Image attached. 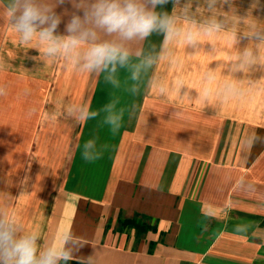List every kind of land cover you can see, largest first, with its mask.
Listing matches in <instances>:
<instances>
[{
	"label": "crops",
	"instance_id": "obj_1",
	"mask_svg": "<svg viewBox=\"0 0 264 264\" xmlns=\"http://www.w3.org/2000/svg\"><path fill=\"white\" fill-rule=\"evenodd\" d=\"M253 3L216 0L209 13L206 0L199 8L194 2L186 22L215 17L225 28L212 42L202 37L198 54L175 45L180 63L162 61L142 73L135 94L125 70L113 85L104 74L31 59L37 50L21 44L0 17V86L7 88L0 96V205L7 193L23 192L14 211L27 230L39 232L40 246L71 230L87 242L80 255H92L93 264H264V143L244 144L252 134L264 137V43L251 39L264 29V0ZM162 42L154 33L142 47L159 51ZM246 49L254 62L240 68ZM209 70L214 91L234 82L243 94L202 105L201 77ZM154 75L184 86L161 96L150 83ZM112 101L122 112L115 134L103 123ZM68 103L99 114L77 122L63 114ZM89 139L108 146L101 158H83ZM241 177L251 190L236 187ZM134 219L149 229L125 224Z\"/></svg>",
	"mask_w": 264,
	"mask_h": 264
},
{
	"label": "clouds",
	"instance_id": "obj_2",
	"mask_svg": "<svg viewBox=\"0 0 264 264\" xmlns=\"http://www.w3.org/2000/svg\"><path fill=\"white\" fill-rule=\"evenodd\" d=\"M194 2L199 8L201 0H0V17L21 44L32 45L30 49L37 50L39 55L31 59L53 64L63 62L65 68L71 66L79 73L104 74L105 80L113 85L118 84V71L125 70L133 82L130 91L135 94L139 91L136 83L142 73L162 61L172 67L180 63L175 45L182 44L191 48L194 55L198 54L202 37H208L212 42L225 28V22L215 17L199 25L186 22L194 12ZM258 2L254 0L252 7L255 8ZM169 3L173 5L170 14L156 11L158 6ZM215 4L216 0H206L209 13ZM67 5H71L70 12ZM61 7L65 10L58 13L57 8ZM62 23L63 33L60 31ZM154 33L163 36L159 51L155 46L145 51L142 42ZM251 39L264 43V29L256 28ZM253 62V52L246 49L239 67ZM215 79L214 70L202 75L204 86L197 98L202 105L216 95L227 102L243 94L234 82H227L223 88L214 91L212 83ZM150 83L161 96L179 93L184 86L183 80L178 78V82L170 87L159 75H154ZM6 95V86H0V96ZM184 98H189L188 92L184 93ZM116 103L112 101L103 109V123L113 134L119 130L122 121V112L116 109ZM63 114L79 122L95 119L99 113L81 104L68 103ZM180 115L176 113L174 117ZM257 143H264V137L252 134L244 141L247 148ZM82 147L83 158L93 161L101 158L108 146L98 147L96 139H89ZM236 187L251 190L253 185L241 177L236 181ZM7 196L6 202L0 205V264H69L74 258L76 264H93L92 255H80L87 242L71 230L60 234L59 243L41 247L39 232L27 230L14 211V202L20 196L12 197L8 193ZM245 230V226H237V231Z\"/></svg>",
	"mask_w": 264,
	"mask_h": 264
},
{
	"label": "trees",
	"instance_id": "obj_3",
	"mask_svg": "<svg viewBox=\"0 0 264 264\" xmlns=\"http://www.w3.org/2000/svg\"><path fill=\"white\" fill-rule=\"evenodd\" d=\"M125 224L130 227L135 229L136 231H138L139 233L141 232H145L149 229L148 226H146L145 224H143L140 220L138 219H134L132 221H126Z\"/></svg>",
	"mask_w": 264,
	"mask_h": 264
}]
</instances>
